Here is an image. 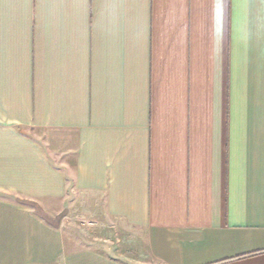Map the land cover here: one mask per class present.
Here are the masks:
<instances>
[{
    "label": "crops",
    "instance_id": "0c3cea01",
    "mask_svg": "<svg viewBox=\"0 0 264 264\" xmlns=\"http://www.w3.org/2000/svg\"><path fill=\"white\" fill-rule=\"evenodd\" d=\"M0 264H264V0H0Z\"/></svg>",
    "mask_w": 264,
    "mask_h": 264
},
{
    "label": "rangeland",
    "instance_id": "374dc122",
    "mask_svg": "<svg viewBox=\"0 0 264 264\" xmlns=\"http://www.w3.org/2000/svg\"><path fill=\"white\" fill-rule=\"evenodd\" d=\"M62 221L64 230L71 232L72 236L82 245H95L101 243V241L108 240L120 242L123 247L127 241L130 244V248L128 250L123 249V252H126L129 256L141 255L142 250L131 247V241L134 240L136 235L132 234L131 230L126 233V229L116 225L114 221L102 220L105 223L100 225V219H90L78 212L73 213V215H66Z\"/></svg>",
    "mask_w": 264,
    "mask_h": 264
}]
</instances>
